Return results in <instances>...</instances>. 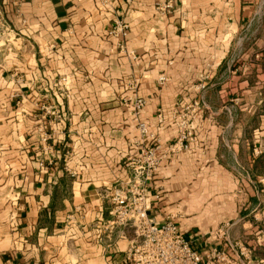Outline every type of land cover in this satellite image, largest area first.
Instances as JSON below:
<instances>
[{
  "label": "crops",
  "instance_id": "1",
  "mask_svg": "<svg viewBox=\"0 0 264 264\" xmlns=\"http://www.w3.org/2000/svg\"><path fill=\"white\" fill-rule=\"evenodd\" d=\"M168 1L0 0V264L124 259L134 229L112 231L107 241L102 223L111 218L113 187L134 179L139 129L109 89L144 97L142 119L162 138L165 154L149 191L163 201L151 210L158 222L187 198L185 168L195 165L187 150L172 153L180 148L171 145L175 113L193 125L192 148L234 146L225 140L240 124L229 94L246 68L233 57L255 53L250 38L264 52V0H171L167 12ZM117 22L127 26L122 35ZM59 75L67 95L56 91ZM160 111L166 121L158 127ZM179 226L202 251L212 247L201 229Z\"/></svg>",
  "mask_w": 264,
  "mask_h": 264
},
{
  "label": "rangeland",
  "instance_id": "2",
  "mask_svg": "<svg viewBox=\"0 0 264 264\" xmlns=\"http://www.w3.org/2000/svg\"><path fill=\"white\" fill-rule=\"evenodd\" d=\"M247 42L250 50H255V53L245 57H233L234 63L244 58L246 68L243 79L235 77V85L229 94L233 97L230 109L240 124L235 127L233 136H227L225 140L233 139L234 146L222 145L218 151L205 148L201 150L199 145L192 148L196 136L185 113L176 112L172 120L179 134L171 145L173 148L176 145L180 148L171 152L178 155L187 150L185 159L195 161V165L185 168L187 198L174 201L173 204L181 206H176L177 210L167 217H173L182 227L194 225L203 231L204 240L209 238L207 242L212 245L204 252L211 254L213 249H216L217 254L210 261L212 264H264V52H256L257 40L250 38ZM11 74L17 85L21 78L19 73L14 70ZM66 80V75L58 76V94L70 93L71 89L66 86ZM135 88L133 84L132 89ZM137 88L139 91V85ZM130 90L109 89L107 95H116L120 106L134 115L136 127L139 129L134 144L139 148V154L134 156L132 161L136 160L135 166H138L135 168V176L138 175L140 179L138 183L143 185L144 192L150 197L149 191L154 188L151 184L153 185L155 176L160 173L165 152L160 148L163 144L161 136H152L151 125L142 119L147 100L136 92L130 94ZM19 92L17 86L10 89L14 99L22 95ZM163 114L162 111L158 113V127L166 121ZM241 123L246 127L242 136L239 134ZM142 124L146 126L145 133L141 130ZM147 140L151 142L148 148H145ZM129 178L131 175L122 183H128ZM157 190L161 191V186ZM157 197L155 200L150 197L152 209L154 203L163 202L161 195ZM132 201H128L129 205ZM104 223L102 227L106 232L107 241L112 231L117 235L125 232L119 228H106L108 225ZM125 243L121 242L122 245Z\"/></svg>",
  "mask_w": 264,
  "mask_h": 264
},
{
  "label": "built area",
  "instance_id": "3",
  "mask_svg": "<svg viewBox=\"0 0 264 264\" xmlns=\"http://www.w3.org/2000/svg\"><path fill=\"white\" fill-rule=\"evenodd\" d=\"M163 9L170 11L172 1L166 2ZM126 27V24L117 22L114 30L122 32V35ZM166 80L165 75L159 77L160 83ZM141 130L147 131L144 124ZM47 139L44 138L45 141ZM139 180L136 175L128 183L121 182L112 189L110 215L113 218L105 221L106 228L135 231V238L124 252V259L116 264H212L210 261L216 256V249L210 254L196 247L192 236L186 234L171 216L162 222L156 221L151 215L150 197ZM131 199L133 201L129 205Z\"/></svg>",
  "mask_w": 264,
  "mask_h": 264
}]
</instances>
